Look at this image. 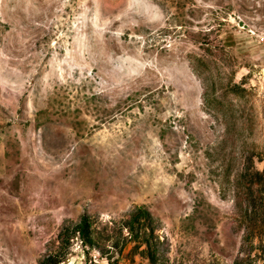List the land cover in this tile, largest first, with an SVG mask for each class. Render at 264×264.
Returning <instances> with one entry per match:
<instances>
[{"label": "rangeland", "instance_id": "rangeland-1", "mask_svg": "<svg viewBox=\"0 0 264 264\" xmlns=\"http://www.w3.org/2000/svg\"><path fill=\"white\" fill-rule=\"evenodd\" d=\"M259 158L264 0H0V264L136 206L164 264H264L244 215ZM114 259L148 264L77 243L63 264Z\"/></svg>", "mask_w": 264, "mask_h": 264}, {"label": "trees", "instance_id": "trees-1", "mask_svg": "<svg viewBox=\"0 0 264 264\" xmlns=\"http://www.w3.org/2000/svg\"><path fill=\"white\" fill-rule=\"evenodd\" d=\"M192 70L198 77L201 76L200 71L194 67ZM259 161L264 162V158H259ZM252 177L254 178L249 182L248 204L244 210L246 219L250 220L253 225L249 228L251 235L264 224L259 220L260 213L258 212L260 210L264 213V166L261 171L253 170ZM254 187L263 198L261 208L255 206L252 201ZM76 243L80 245L85 254L97 250L102 257L108 260L115 252L120 253L125 247L133 244V248L138 250L148 264H164L166 261V256L161 249V238L156 232L154 218L143 206L134 207L123 219L112 220L105 224L88 214L81 215L75 221H66L56 236V250L44 255L37 264H63ZM114 261L116 259L110 263L115 264Z\"/></svg>", "mask_w": 264, "mask_h": 264}]
</instances>
